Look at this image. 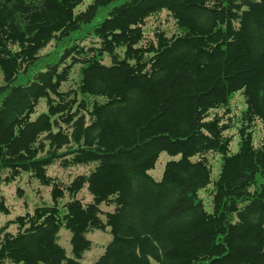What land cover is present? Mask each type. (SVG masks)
I'll list each match as a JSON object with an SVG mask.
<instances>
[{
	"label": "trees",
	"instance_id": "16d2710c",
	"mask_svg": "<svg viewBox=\"0 0 264 264\" xmlns=\"http://www.w3.org/2000/svg\"><path fill=\"white\" fill-rule=\"evenodd\" d=\"M0 74V264H264V0H0Z\"/></svg>",
	"mask_w": 264,
	"mask_h": 264
},
{
	"label": "rangeland",
	"instance_id": "374dc122",
	"mask_svg": "<svg viewBox=\"0 0 264 264\" xmlns=\"http://www.w3.org/2000/svg\"><path fill=\"white\" fill-rule=\"evenodd\" d=\"M166 15H162V25L172 28L173 22L171 19H165ZM1 76V74H0ZM1 82V79H0ZM233 150H237V140H234L232 143ZM179 155L174 158H178ZM173 158L167 152H162L156 166L150 170V173L156 177L161 178L166 162ZM217 169V165L215 166ZM84 170L83 167H76L69 170H64L61 167L53 166L51 168L52 174H62L63 172L69 173L71 176L76 172ZM217 172V171H215ZM19 188L22 189L20 193ZM0 195H4L8 206L11 209L10 214H2L0 215V223L5 224L8 220L13 219L17 214L24 213L26 209H32L33 206L37 203H41L45 201L47 203L52 202L49 188L41 185L38 180L31 178L28 173H24L23 176L10 183L9 185L0 186ZM80 197H86V199H90V194L87 192V188L85 187L80 193ZM68 197L61 200V203H64ZM105 209H108L105 205H103ZM9 230L16 231L17 227L14 223H11L9 226ZM71 232L63 227L60 230V243L67 249L68 253L71 255V243H70ZM88 237L94 242L91 249L87 250L82 258V261L85 263H92L95 261L104 251L105 245L112 239V234L107 231L95 229L88 233ZM11 264H20V263H11Z\"/></svg>",
	"mask_w": 264,
	"mask_h": 264
}]
</instances>
